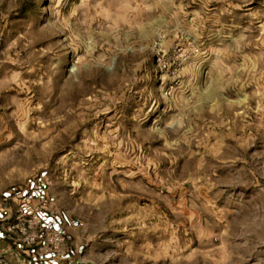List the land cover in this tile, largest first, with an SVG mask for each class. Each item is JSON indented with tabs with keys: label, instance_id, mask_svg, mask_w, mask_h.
I'll use <instances>...</instances> for the list:
<instances>
[{
	"label": "rangeland",
	"instance_id": "1",
	"mask_svg": "<svg viewBox=\"0 0 264 264\" xmlns=\"http://www.w3.org/2000/svg\"><path fill=\"white\" fill-rule=\"evenodd\" d=\"M30 182L84 264H264V0H0V210Z\"/></svg>",
	"mask_w": 264,
	"mask_h": 264
},
{
	"label": "built area",
	"instance_id": "2",
	"mask_svg": "<svg viewBox=\"0 0 264 264\" xmlns=\"http://www.w3.org/2000/svg\"><path fill=\"white\" fill-rule=\"evenodd\" d=\"M41 193L42 190L37 183L30 182L26 185L19 194L15 195L23 206L11 215H0V229L13 243L19 244L22 248L28 249L40 244L37 249L46 253L58 250L66 237L55 225L45 222L42 212L33 207L32 199Z\"/></svg>",
	"mask_w": 264,
	"mask_h": 264
},
{
	"label": "crops",
	"instance_id": "3",
	"mask_svg": "<svg viewBox=\"0 0 264 264\" xmlns=\"http://www.w3.org/2000/svg\"><path fill=\"white\" fill-rule=\"evenodd\" d=\"M21 205L19 203L18 207ZM10 207L4 206L0 215L11 214ZM45 222L60 229L66 239L58 250L43 253L33 245L28 249L13 243L9 236L0 229V264H84L78 259L81 239L76 235V229L62 215L41 211Z\"/></svg>",
	"mask_w": 264,
	"mask_h": 264
}]
</instances>
